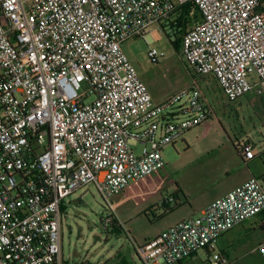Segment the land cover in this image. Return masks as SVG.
I'll list each match as a JSON object with an SVG mask.
<instances>
[{
	"label": "built area",
	"instance_id": "2783aa9c",
	"mask_svg": "<svg viewBox=\"0 0 264 264\" xmlns=\"http://www.w3.org/2000/svg\"><path fill=\"white\" fill-rule=\"evenodd\" d=\"M190 2L202 21L182 36L181 55L195 76L155 102L123 44L149 41ZM157 41L148 57L160 63ZM208 76L231 102L264 96V0H0V264H65L64 208L89 185L111 210L102 228L123 229L111 199L211 119L199 85ZM263 151L238 146L245 163ZM263 212L264 180L252 177L136 255L180 264L204 249L209 264H231L221 237ZM257 252L264 261V241Z\"/></svg>",
	"mask_w": 264,
	"mask_h": 264
},
{
	"label": "rangeland",
	"instance_id": "374dc122",
	"mask_svg": "<svg viewBox=\"0 0 264 264\" xmlns=\"http://www.w3.org/2000/svg\"><path fill=\"white\" fill-rule=\"evenodd\" d=\"M199 19L193 18L188 30ZM153 30L149 36L161 38L152 46L166 52L160 63L150 62L151 46L144 38L127 40L123 50L150 92L154 95L163 87L165 96H169L191 83L195 70L182 60L181 48L172 46L163 25ZM199 85L213 108L211 119L163 149L165 166L161 170L131 183L111 199L125 232L102 228L101 217L111 210L93 186L79 189L69 199L62 224L67 264H144L136 255V247L191 215L187 200L202 204L208 198L227 194L244 179L249 163L239 158L237 146L252 140L259 149L264 148V96L251 94L231 102L213 76L201 78ZM141 150V146L136 148L137 154ZM251 222L247 229L236 227L221 242L231 264H264L256 251L262 233L254 230ZM208 259L203 249L182 264H209Z\"/></svg>",
	"mask_w": 264,
	"mask_h": 264
},
{
	"label": "crops",
	"instance_id": "0c3cea01",
	"mask_svg": "<svg viewBox=\"0 0 264 264\" xmlns=\"http://www.w3.org/2000/svg\"><path fill=\"white\" fill-rule=\"evenodd\" d=\"M154 31V30H153ZM152 31V33H154ZM153 37V38H152ZM161 38V37H160ZM160 38H158V40L160 39ZM146 40V39H145ZM148 40L149 41H152V40H156V38H154V36H153V34H152V36H148ZM147 41V40H146ZM149 41H147L148 43H149ZM152 94V93H151ZM249 95H251V94H249ZM249 95H247V96H249ZM255 95V94H254ZM152 96H153V99L155 100V102H160V101H162L163 99H165L167 96H165V94H164V89H163V87H161L159 90H156V94H152ZM246 96V97H247ZM248 141H251L252 143H254V145H256L255 144V142L254 141H252V140H248ZM240 145V144H239ZM238 147V146H237ZM261 150H264V148H262ZM238 152V151H237ZM238 155H239V153H238ZM239 158L242 160V158L240 157V155H239ZM258 159H261V161H260V163H256L257 162V160ZM242 162H244L243 160H242ZM249 163V165L247 166L248 167V169H246V173H245V177H244V179L240 182V183H238L237 185H236V187H238V186H241V185H243L245 182H247L249 179H251L252 177H258V178H260V179H262V180H264V156L263 157H256L254 160H252V161H250V162H248ZM236 189V188H235ZM234 190V189H233ZM232 191V190H231ZM230 191V192H231ZM229 193V192H228ZM227 193V194H228ZM227 194H225V195H227ZM225 195H218V196H214V197H211V198H208L204 203H202V204H200V203H197L196 201H192V200H187V204H189V206H190V208L192 209V214L191 215H189V216H187V217H185V218H183L182 220H184V219H187V218H190V217H197V216H200L201 214H202V212L212 203V202H214V201H216V200H218V199H220V198H222V197H224ZM184 203H186V202H184ZM119 220H121L118 216H116ZM122 221V220H121ZM250 221H253V223L251 222L250 224H252V226H253V228H254V230H260L261 231V233H262V236H261V238H260V240L257 242V245H256V251H257V247H258V245H260V243H262L263 241H264V212L263 213H261L260 215H258V216H256V217H254V218H252V219H250V220H248V221H246V222H244V223H242V224H240L239 226H243L245 229H247L248 228V222H250ZM178 222H176L175 224H177ZM175 224H172L170 227H172V226H174ZM169 227V228H170ZM238 227V226H237ZM168 228V229H169ZM236 228V227H235ZM234 228V229H235ZM125 227L122 229V228H119L118 230H121V231H124L125 232ZM234 229H232L231 231H233ZM167 230V229H166ZM165 230V231H166ZM231 231H229V232H227V233H225L222 237H221V239H220V241H219V249L221 250V251H223L226 255H227V252H226V250H224L223 248H224V246H221V242H223V240H224V237L227 235V234H229ZM156 236H158V235H155V236H152V237H149L147 240H146V242L148 241V240H150V239H152V238H154V237H156ZM234 244H231L230 246L232 247ZM135 252H136V249H135ZM207 254H208V252H206ZM197 255V253L193 256V257H191V258H194L195 256ZM208 256H209V254H208ZM227 257H228V255H227ZM261 257V256H260ZM261 259H262V257H261ZM263 260V259H262ZM185 261V260H184ZM208 261H209V259H208ZM264 262V261H263ZM183 263V262H182ZM182 263H180V264H182ZM65 264H67L66 262H65Z\"/></svg>",
	"mask_w": 264,
	"mask_h": 264
},
{
	"label": "trees",
	"instance_id": "16d2710c",
	"mask_svg": "<svg viewBox=\"0 0 264 264\" xmlns=\"http://www.w3.org/2000/svg\"><path fill=\"white\" fill-rule=\"evenodd\" d=\"M193 18H200L198 23L202 21V15L199 9L196 7L194 3L190 2L183 6L178 7L173 19L163 24V28H164L163 31L170 38L169 40L171 41V44L174 48L176 49L181 48L182 36L188 30L190 22L192 21ZM172 37H174L175 39L173 40ZM263 156H264V151L258 155V157H263ZM114 231L121 232V230L118 229H114Z\"/></svg>",
	"mask_w": 264,
	"mask_h": 264
}]
</instances>
